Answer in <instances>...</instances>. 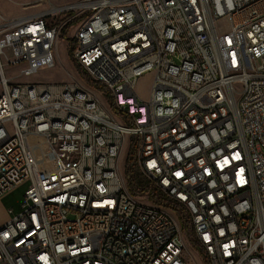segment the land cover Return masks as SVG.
Instances as JSON below:
<instances>
[{"label": "built area", "instance_id": "2783aa9c", "mask_svg": "<svg viewBox=\"0 0 264 264\" xmlns=\"http://www.w3.org/2000/svg\"><path fill=\"white\" fill-rule=\"evenodd\" d=\"M43 1L0 14V197L28 182L0 226V264H187L189 250L197 264H264V0ZM67 12L82 16L71 58L108 104L75 81L3 72L2 58L20 75L53 68ZM125 142L144 193L119 171Z\"/></svg>", "mask_w": 264, "mask_h": 264}, {"label": "rangeland", "instance_id": "374dc122", "mask_svg": "<svg viewBox=\"0 0 264 264\" xmlns=\"http://www.w3.org/2000/svg\"><path fill=\"white\" fill-rule=\"evenodd\" d=\"M54 6H63L73 4L81 0H49ZM48 5L43 0H0V14L8 19L23 18L26 16L39 14ZM74 12H67L60 14L54 21L63 24L59 38L56 40L53 52L55 66L53 68L41 67L37 72L31 75H20L23 68L22 64L9 65L6 63L5 58H2L3 72L6 78H9L13 83H60L75 81L83 86L95 96L99 97L108 104L106 96L101 95L96 90L90 89L85 83V77L77 71V68L71 58V43L72 35L75 31L77 22L82 18L81 15L74 16ZM74 16V17H73ZM68 20V21H67ZM216 28L219 33L225 31V19H219L216 23ZM65 30V33L63 31ZM9 53L8 49L5 50ZM11 58V57H10ZM154 73L152 71L146 72L138 77L135 84V91L142 99H148L151 83ZM130 157L129 143L125 142L122 152L118 159V168L122 175L125 173L126 163ZM28 185L25 181L16 188L0 197V226L3 225L11 216L8 210L11 209L13 213L20 210V203L23 199V193ZM146 202V199H142ZM187 264H197L194 254L187 252L184 254Z\"/></svg>", "mask_w": 264, "mask_h": 264}, {"label": "trees", "instance_id": "16d2710c", "mask_svg": "<svg viewBox=\"0 0 264 264\" xmlns=\"http://www.w3.org/2000/svg\"><path fill=\"white\" fill-rule=\"evenodd\" d=\"M63 33H65V30L63 31ZM75 66H76V64H75ZM76 68H77V71L82 74V71L77 66H76ZM84 77H85V83L90 89L96 90L98 92L103 91L104 87H103L102 84H100V83H98L96 81L90 80L86 76H84ZM109 107H110L111 111L113 113H115V109H114L112 103H109ZM125 176H126V180H127V183H128L129 190L132 191V193H137V192H135V190L138 187H140L141 189L143 187H145L146 189L149 188L148 185H147V181L144 180V178L141 176V174L139 173L136 165L132 161L131 157H129V159H128L127 163H126ZM141 191H142L141 193H144L146 190L142 189ZM156 195H157V193L151 190L149 199L154 204L159 205L160 202L155 200L156 199L155 198ZM193 246L197 247V245L195 243H193Z\"/></svg>", "mask_w": 264, "mask_h": 264}]
</instances>
